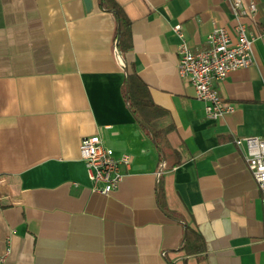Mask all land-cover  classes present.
I'll return each instance as SVG.
<instances>
[{"label":"crops","instance_id":"0c3cea01","mask_svg":"<svg viewBox=\"0 0 264 264\" xmlns=\"http://www.w3.org/2000/svg\"><path fill=\"white\" fill-rule=\"evenodd\" d=\"M113 1L131 23L125 52L99 0H0L1 264H264V200L235 143L264 136V0H252L255 23L241 18L258 34L251 63L215 82L234 105L217 119L178 73L173 26L205 49L214 28L232 31L229 0ZM131 70L165 110L155 125L170 127L176 156L128 107ZM94 135L132 157L108 195L90 189L80 157ZM186 227L201 253L183 251Z\"/></svg>","mask_w":264,"mask_h":264},{"label":"built area","instance_id":"2783aa9c","mask_svg":"<svg viewBox=\"0 0 264 264\" xmlns=\"http://www.w3.org/2000/svg\"><path fill=\"white\" fill-rule=\"evenodd\" d=\"M229 2L236 20L232 31L226 27L214 28L207 35L205 49H190L183 38L181 24L173 26V31L181 38L177 46L178 73L192 84L196 98L203 102L205 114L210 119H217L233 111L234 105L222 99L215 82L225 79L229 72L251 63L252 42L258 35L251 32L247 23L241 20L245 17L251 24L255 23L256 4L252 0ZM235 143L244 148L248 169L264 200V136H242L236 138ZM79 151L90 189L105 195L118 187L132 162L129 154L114 157L97 135L82 138ZM4 258L0 255V264Z\"/></svg>","mask_w":264,"mask_h":264},{"label":"trees","instance_id":"16d2710c","mask_svg":"<svg viewBox=\"0 0 264 264\" xmlns=\"http://www.w3.org/2000/svg\"><path fill=\"white\" fill-rule=\"evenodd\" d=\"M99 3L103 9L111 11L116 18L115 38L118 50L120 52L129 50L132 46L130 20L113 0H99ZM124 93L132 114L136 117L138 122L145 124L144 128L154 138V142L162 152L165 160L176 156L177 152L170 146L166 136L170 127L158 128L155 125V121L163 117L166 112L164 109L154 104L145 83L135 70L127 72ZM179 162L180 160L175 157L168 167L179 164ZM158 196L159 201L163 204L164 193L161 187L159 188ZM182 248L186 254H198L204 250L202 238L194 229L186 227L185 241Z\"/></svg>","mask_w":264,"mask_h":264},{"label":"water","instance_id":"95a60500","mask_svg":"<svg viewBox=\"0 0 264 264\" xmlns=\"http://www.w3.org/2000/svg\"><path fill=\"white\" fill-rule=\"evenodd\" d=\"M86 6L88 7V0H86Z\"/></svg>","mask_w":264,"mask_h":264}]
</instances>
